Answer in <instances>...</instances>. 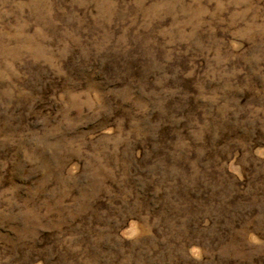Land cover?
I'll return each mask as SVG.
<instances>
[{"label":"rangeland","instance_id":"obj_1","mask_svg":"<svg viewBox=\"0 0 264 264\" xmlns=\"http://www.w3.org/2000/svg\"><path fill=\"white\" fill-rule=\"evenodd\" d=\"M0 264H264V0H0Z\"/></svg>","mask_w":264,"mask_h":264}]
</instances>
